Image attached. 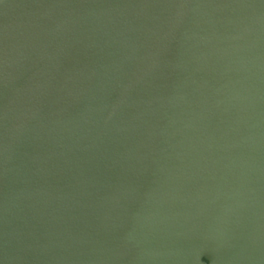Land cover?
I'll list each match as a JSON object with an SVG mask.
<instances>
[{"label":"water","instance_id":"water-1","mask_svg":"<svg viewBox=\"0 0 264 264\" xmlns=\"http://www.w3.org/2000/svg\"><path fill=\"white\" fill-rule=\"evenodd\" d=\"M0 264H264V0H0Z\"/></svg>","mask_w":264,"mask_h":264}]
</instances>
